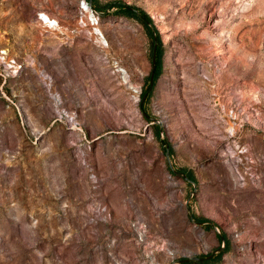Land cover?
Returning a JSON list of instances; mask_svg holds the SVG:
<instances>
[{
  "label": "rangeland",
  "instance_id": "rangeland-1",
  "mask_svg": "<svg viewBox=\"0 0 264 264\" xmlns=\"http://www.w3.org/2000/svg\"><path fill=\"white\" fill-rule=\"evenodd\" d=\"M93 1L0 0V264H264V0Z\"/></svg>",
  "mask_w": 264,
  "mask_h": 264
},
{
  "label": "trees",
  "instance_id": "trees-1",
  "mask_svg": "<svg viewBox=\"0 0 264 264\" xmlns=\"http://www.w3.org/2000/svg\"><path fill=\"white\" fill-rule=\"evenodd\" d=\"M86 1L89 2L90 0H86ZM92 5L95 8V10H97V11L100 10L99 7H97V5H95V3H94L93 0H92ZM117 7L118 8L120 7L119 8V10H120L119 12L120 13L125 14L127 16L134 17V18L138 19L140 22H142L144 24L145 29L148 31V34L151 37V46L153 48V46H154V38H153V35H152L150 29L145 24L146 21L151 22L150 19L147 18V16L145 14H143V13H140L139 12V16H140L139 17L138 15H136L133 11L129 10L128 8H124V7L121 8V6H117ZM156 44L157 45H156V48H155V69H154L153 83L156 82V80L158 78V75H159V72H160V68H161V49H160V46H159L158 39H157V43ZM149 88H150V86H149V80H148L147 85H146V87L144 89L143 95L147 93V91L149 90ZM149 94H150V92H148V96H149ZM153 127H154V130H155L156 136L159 137L158 126L153 125ZM182 173H184L186 175V177L188 178V180L193 181V177H192V175H191V173L189 171L182 170ZM196 220L199 223H203L204 222V221H202L200 219H196ZM205 228H208V227H205ZM219 241H220V239H219ZM220 255H221V253H219L217 255V257L220 256ZM212 260H214V259L212 258ZM207 263H210V262H207ZM207 263H204V264H207ZM186 264H192V262H188Z\"/></svg>",
  "mask_w": 264,
  "mask_h": 264
},
{
  "label": "water",
  "instance_id": "water-1",
  "mask_svg": "<svg viewBox=\"0 0 264 264\" xmlns=\"http://www.w3.org/2000/svg\"><path fill=\"white\" fill-rule=\"evenodd\" d=\"M90 4V3H89ZM131 11H133L136 15L139 16L138 12L136 10H132V9H129ZM148 26L150 27V24H148ZM153 33V32H152ZM154 42H155V38H154ZM155 45V44H154ZM154 69H155V50H154V54H153V60H152V72H151V76H150V80H149V86L151 88L152 86V81H153V72H154ZM152 122H155V120H151ZM167 152H168V149H167ZM167 156H168V153H167ZM184 180L188 181L189 180L187 179L186 175L184 173H180L179 174ZM197 224V223H196ZM198 224H203V223H198ZM213 227V226H212ZM214 228V227H213ZM215 229V228H214ZM222 240V239H221ZM223 241V240H222ZM211 257V255L207 258L209 259ZM202 259H199V258H191V259H187V260H183V261H179L178 263H185V262H189V261H201Z\"/></svg>",
  "mask_w": 264,
  "mask_h": 264
}]
</instances>
